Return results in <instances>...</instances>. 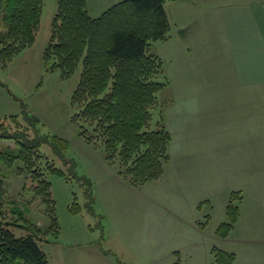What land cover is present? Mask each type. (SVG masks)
I'll return each mask as SVG.
<instances>
[{"label":"rangeland","instance_id":"rangeland-1","mask_svg":"<svg viewBox=\"0 0 264 264\" xmlns=\"http://www.w3.org/2000/svg\"><path fill=\"white\" fill-rule=\"evenodd\" d=\"M58 1H44L35 44L0 64V120L17 116L24 123L34 115L43 133L70 145L62 160L43 148L64 172L49 178L60 226L49 243L39 242L49 263L215 264L217 248L235 254L236 264H264V0L166 1L171 38L153 44L149 54L163 62L158 80L166 85L155 117L162 116L172 135L171 159L159 180L137 187L76 122L73 98L82 65L64 77L45 61ZM122 1L87 0L88 11L98 18ZM245 28L253 30V64L236 55L230 42L231 34ZM240 71L246 80L254 77L251 88L240 85ZM251 116L252 129L244 124ZM0 170L7 175L3 212L10 219L13 202L24 215L23 227L47 230L48 206L32 192L30 180ZM235 191L244 198L241 217L222 240L217 231L229 220Z\"/></svg>","mask_w":264,"mask_h":264},{"label":"trees","instance_id":"trees-1","mask_svg":"<svg viewBox=\"0 0 264 264\" xmlns=\"http://www.w3.org/2000/svg\"><path fill=\"white\" fill-rule=\"evenodd\" d=\"M44 1L0 0V64L8 65L35 44ZM166 1L124 0L94 18L87 0H59L44 53L51 69L61 70L64 77L82 65L73 98L79 111L76 122L81 123L83 136H92L90 143L98 141L105 146L107 160L118 164L120 175L134 187L159 180L171 159L172 135L162 116L155 117L158 94L166 85L158 80L163 62L149 54L153 44L171 38ZM41 130V120L34 115H26L24 123L17 116L10 122L0 120V142L4 145L0 148V169L29 179L32 192L48 206L52 218L47 230L34 225L26 229L20 224L21 220L26 222L23 213L11 201L14 207L9 219L2 210L7 175L0 170V264H50L39 242L49 243V237L60 229L49 178L64 172L43 148L48 147L62 160L70 145L58 135ZM241 199L238 193L231 195L226 210L229 220L218 229L219 238H228L238 223ZM19 229L27 234L18 236ZM213 253L215 264L236 261L235 254L217 248Z\"/></svg>","mask_w":264,"mask_h":264},{"label":"crops","instance_id":"crops-1","mask_svg":"<svg viewBox=\"0 0 264 264\" xmlns=\"http://www.w3.org/2000/svg\"><path fill=\"white\" fill-rule=\"evenodd\" d=\"M260 24H261L262 28L264 29V19H262L260 21ZM241 31L242 32H240V33L231 34L230 42H231L232 49H233V51H234V53L236 55H241L243 53L245 55V57H248V62H251V64H253V45H254L253 42L254 41H253V37H252V34H251L253 30L245 28V29H243ZM261 37L264 39V32L263 31H262V36ZM263 39H262V41H263ZM260 51H261V49H260ZM239 75H240L239 78H241V80L243 81L242 83H240V85L242 87H244V88H251L252 83L254 81V77L253 78L251 77V79L246 80L245 76H243V74H242V71H240ZM260 79H262V80L264 79V70H262V72H261V77H259V80ZM247 83H250V84L248 85ZM252 99L253 98H250V100L247 99V102L249 103L250 111L252 110V104H253V102L251 101ZM261 100H264V99H261ZM255 102H257V101H255ZM251 120H252V116L249 119V121H245L244 122V124L247 122V127L248 128L252 127L251 126V122H250ZM256 166L257 167H262L260 164H258ZM235 192L240 194L239 196L242 198L241 193H239L237 191H235ZM243 199L244 198H242V200ZM240 217H241V209H240ZM237 224H236V226H237ZM236 226H235L233 232L235 231ZM262 245L264 246V243H262ZM263 250H262V253H263ZM262 259H264V258H262ZM237 261H238V257H236V261H235L234 264H236Z\"/></svg>","mask_w":264,"mask_h":264}]
</instances>
